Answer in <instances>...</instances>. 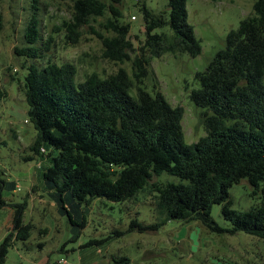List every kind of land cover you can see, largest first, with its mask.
I'll list each match as a JSON object with an SVG mask.
<instances>
[{
    "label": "trees",
    "instance_id": "trees-1",
    "mask_svg": "<svg viewBox=\"0 0 264 264\" xmlns=\"http://www.w3.org/2000/svg\"><path fill=\"white\" fill-rule=\"evenodd\" d=\"M186 1L167 0V22L136 4L144 21V42L131 61L132 79L119 68L107 78L92 73L75 85L72 64L48 63L41 69L30 65L18 83L27 123L35 131L32 155L24 161L51 160L42 179L73 226L65 200L79 206L96 199L124 203L145 192L152 197L157 223L147 226L133 220L129 231H156L168 221H178L221 233L210 218L216 204L231 225L230 234L243 232L264 240V0H253V16L227 33L223 48L194 76L199 88L190 92L189 100L201 110L206 135L192 144L184 140L183 109L141 87L147 76L146 53L154 58L174 50L190 58L200 55V43L187 22ZM110 9L114 18L105 28L112 36L101 38L103 58L129 61L134 52L129 25L120 23L118 10ZM104 11L100 0H75L71 20L63 24L67 39L75 44L79 28ZM38 25L32 17L24 34L29 47L19 55L36 58ZM164 25L172 32L170 43L154 32ZM5 96L0 89V102ZM163 173L180 181L151 182ZM1 176L0 210L13 208L11 229L0 244V264H5L9 248L28 240L32 225L22 220L25 203L9 205L2 199L1 192L14 191L15 186ZM244 179L255 191L260 189V203L242 212L231 208L229 189ZM84 222L83 217L81 228ZM39 232L46 234L44 229ZM95 243L89 241L85 247ZM128 262L120 257L111 264Z\"/></svg>",
    "mask_w": 264,
    "mask_h": 264
},
{
    "label": "rangeland",
    "instance_id": "rangeland-1",
    "mask_svg": "<svg viewBox=\"0 0 264 264\" xmlns=\"http://www.w3.org/2000/svg\"><path fill=\"white\" fill-rule=\"evenodd\" d=\"M74 1L0 0V89L6 94L0 102V173L15 186L14 191L4 189L1 196L9 205L25 203L22 220L32 225L28 240L9 248L5 264H111L120 257H126L128 264H264V240L243 232L230 234L231 225L216 204L211 207L210 218L223 230L221 233L178 221H168L156 231H129L133 220L147 226L157 223L152 197L145 192L124 203L96 199L88 206H79L65 200L76 223L73 226L54 190L43 182L41 174L51 160L48 163L39 157L24 161L32 155L29 147L35 131L27 123V105L18 83L30 65L41 69L48 63L72 64L76 68L75 85L92 73L107 78L119 68L132 79L131 61L144 42V21L136 4L142 3L156 18L167 22V0H100L105 5L104 15L91 17L87 26L79 28L80 37L72 44L63 24L72 18ZM252 4L253 0H187V22L200 43V55L190 58L174 50L159 58L149 53L144 56L147 76L141 87L151 95L162 94L171 106L183 109L186 144L206 135L201 110L189 100L190 92L199 88L194 76L204 71L223 48L227 33L253 16ZM110 8L121 13L120 23L129 25L128 39L134 48L129 61L103 58L101 38L112 36L105 28L106 21L114 18ZM34 16L39 22V38L34 46L38 53L36 58H28L19 53L29 47L24 34ZM154 32L171 42L173 35L167 25ZM131 93L134 96L135 89ZM179 181L166 173L151 180ZM229 199L233 210L245 212L260 203V189L255 191L244 179L229 189ZM12 214V207L0 210V244L11 229ZM41 229L46 230L45 235L40 234ZM89 241L96 243L85 247Z\"/></svg>",
    "mask_w": 264,
    "mask_h": 264
}]
</instances>
